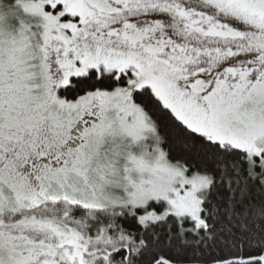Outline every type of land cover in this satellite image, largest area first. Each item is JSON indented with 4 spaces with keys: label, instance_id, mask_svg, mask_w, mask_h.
<instances>
[{
    "label": "snow or ice",
    "instance_id": "snow-or-ice-1",
    "mask_svg": "<svg viewBox=\"0 0 264 264\" xmlns=\"http://www.w3.org/2000/svg\"><path fill=\"white\" fill-rule=\"evenodd\" d=\"M0 264H264V0H0Z\"/></svg>",
    "mask_w": 264,
    "mask_h": 264
}]
</instances>
